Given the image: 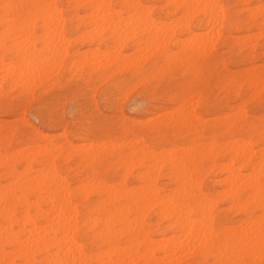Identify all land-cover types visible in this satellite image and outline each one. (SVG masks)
Listing matches in <instances>:
<instances>
[{
  "label": "bare ground",
  "instance_id": "1",
  "mask_svg": "<svg viewBox=\"0 0 264 264\" xmlns=\"http://www.w3.org/2000/svg\"><path fill=\"white\" fill-rule=\"evenodd\" d=\"M60 1L0 0V12H2V15H5L3 8L5 4L21 6L18 9H11L10 15L15 16L18 13H24L27 18L26 21L28 20L26 23L30 21L31 32L33 24L36 21L41 22L40 26L44 30L43 35H46L43 37H47L45 48L50 51H48L49 54L47 53L49 57L45 58V62L40 60L38 63V58H35L37 54L35 53L34 55L32 53L33 48L31 50V48L27 49L24 47L25 50L21 51L23 49L22 46L19 48V45L15 46L16 49L12 47L13 50L11 52L13 55L17 54L19 56L17 58L24 65V72H22V75L18 74L19 76L17 77V72L13 75L9 70L4 69L3 71L0 67V75L2 70L6 77L12 80L11 85L20 86L19 84L22 81L24 83V80H26V84L29 83L30 86V82L37 78L36 75L38 73L42 75V72L40 73L39 71L45 72V68L48 65L49 67L46 69L49 71L50 65L53 66V60L57 61L59 59L56 58L58 55H61V60L62 56L64 58L68 56V53H62L59 49L68 40L66 39L65 27L69 18L66 17L67 20L65 19L64 9L60 6ZM252 1L247 0V2ZM171 2L176 4L172 8H176L177 5L190 6L182 9L185 14L181 15V18L178 17L179 23H183L186 19L189 21L190 18L201 14L209 21V24H205V26L210 25L208 29L211 32L207 30L205 33L208 34L210 32L212 36H209V34L205 35L206 38L209 37L208 40L206 38L198 39L199 36L201 37L200 33L194 34L189 28L188 31L190 33L188 32L189 39L187 41L190 43L188 42L189 44L186 45L187 41H184L185 38H183L184 40L182 39L184 42H181V38L178 39L173 35L174 24L172 27L171 24L169 25L171 27L169 31L171 30L170 33L172 35H169V31L165 30L169 26L166 28L164 23V30L162 25H160L162 27H156L155 23L157 20L155 21L150 14L152 9L137 7L142 5L141 0H67L68 6L76 11L84 7L91 13L93 12L90 20L94 21L80 36L84 41L91 44H105L108 43V40L110 42L116 41L115 45L121 47L135 43L138 46L137 48L143 49V51L139 52V56L145 51L148 52L146 55L150 56L151 52L149 51L152 49L156 50L154 46L159 45L158 47H162L161 50L166 53L164 57L167 59L177 56L171 53L167 47L173 42L181 51L188 48V51L186 50L188 57L183 59L186 61L187 67L193 70L195 74H200L207 70L210 64L206 61L199 62L198 60L203 57V52L211 48L210 45L214 44L217 38H221V32L216 33V29L218 30L221 24L220 18L223 15L221 14L223 7L220 6V0H166V4ZM244 2L246 3V1ZM51 5L58 7H47ZM117 6H121L123 9L125 7L133 9V12L143 9L135 13L143 14L142 12H147V16L151 18V21H155L150 23V27L146 23V28L148 26L151 30L145 28V23L141 22L142 20L139 21L141 17L138 20L134 18L135 13H133L134 15L131 18L130 14L127 15L129 16L128 18H126L127 16H122L121 11L116 10ZM257 6L253 8L249 6L252 9L251 12L254 10V13H250L247 21L252 26L263 29L264 22H260V20H264V18L261 16V9L258 10ZM256 7L257 9H254ZM137 16L136 18H138ZM182 16H185L184 18L186 19L183 20ZM77 17L80 19L79 16ZM2 18L0 20L4 22L5 17ZM133 19L139 22L135 26L133 25L135 23ZM12 21L15 20L12 18ZM19 21L18 25H24L23 23L25 22L20 20V18ZM171 21L169 22L171 23ZM9 22L11 21L9 20ZM9 22L6 21L4 24L7 23L8 25ZM169 22L165 24L167 25ZM217 22H220V24L218 23L219 26ZM182 23H180V26L188 24V22H185L186 24ZM142 24H144L145 29L141 28L143 27L141 26ZM176 24L177 21L175 22ZM12 25L14 29L20 28L15 31L12 28L13 31H11L13 33L16 32V34L19 33L21 38L24 36V42L23 26L15 28V24L11 22L9 26ZM28 26L24 25L26 28ZM136 26L138 27L136 28ZM216 26L218 28L214 31ZM75 27L77 28V26ZM139 27L142 30H139ZM9 28L11 29V27ZM9 28L8 31H10ZM30 28L26 30L29 31ZM25 33L28 35V40H31L32 37L31 39L29 38L32 33L30 36L28 32ZM19 34L16 35V39ZM197 34L199 36L195 38L194 35ZM7 39L6 37L4 38V40ZM34 41L32 40V42ZM143 43L145 44L144 46L142 45ZM9 46L12 45L8 44ZM142 46L144 48L148 46L149 48L144 51ZM31 47H34V45ZM17 49L20 52H17ZM110 51L103 53L105 55L109 54L107 55L108 57L104 55L106 57L104 59V57H101L102 54L100 60L98 58V61L93 64L94 55H92L93 61L92 57H90L91 60H88V56H86L87 60L71 62L70 65L72 64V67L69 68L74 69L73 66L78 65V63L80 65L82 62L81 65L83 66L90 65L93 70L97 69L105 73L110 71L113 65L121 64L120 58L126 61L123 57L124 53H121V55L118 52V58H114L111 55V60L109 59L106 62V59L110 58ZM206 53H209V50ZM141 57H137L135 60L138 59L137 61H139ZM144 57L141 60L144 61ZM129 60L130 58L127 61L128 63L121 61L122 65L128 64L132 66L133 62L130 60L132 62L130 63ZM177 60L179 61V59ZM0 64H2L1 61ZM8 66L7 68L9 69ZM58 66L60 68L61 65L59 64ZM262 66L253 69L251 75L246 77L250 89H256V92L254 90L256 96L264 94V64ZM134 71L137 75H143L141 66L135 67ZM0 79L2 80L3 78ZM228 83V85L237 84L235 79H230ZM124 97L126 96L124 95ZM189 105L187 108L181 107L175 111H168V114L164 113L163 118L159 117L150 123H146V128L150 129L151 135L144 132L145 130H142L139 134L134 131V126H141L142 124L140 121H134L131 126L124 128L125 130L122 132V137L118 140L119 143L117 145L111 141L99 144L87 139L80 145H75L67 139L63 143L57 144L54 140L42 135L40 139L45 141L44 145H27L26 149L22 148L23 150L18 152L16 150V152L14 151L15 153L10 154L11 152L8 153L6 149V138L2 135V129L0 128V262L7 260L8 264H125L126 261H135L137 264H174L172 260L177 255L180 254L181 256L186 251L197 248L203 255L204 260L214 256L216 264H219L221 259L227 257L234 264H244V259L247 257L253 264H257L261 256V236L260 230L255 231V229H258L257 220L260 219L262 221L264 214H259L262 218L258 215V219H255L257 225L254 223L255 221L252 222L253 219L247 218V220L251 221V225L254 223L252 225L255 228L254 230L249 224L250 221L246 222L247 225L245 223V226L239 225L241 228L246 226H248L246 228H249L250 225V229L247 230L245 228V233L239 231V229L241 230L240 227L238 229L232 226L234 230L230 229V226L228 229H226L228 226L224 228L217 227L215 225L217 202H214V199L212 200L211 195L204 192L203 175L204 173L216 172L225 174V177L220 178L221 180L219 179L218 183L227 188L224 190H227L226 195L232 204L230 209L237 208L238 212L247 215L253 214L249 213L251 209L252 211H264V202H262L260 196L261 169L264 167V117L250 118L243 108H239L236 114L224 113L222 117L221 113H215L217 117L212 123L214 124L215 132H219L220 135L211 137L212 139L209 138L210 142L208 143L203 138L205 123L197 112L198 104H191L190 102ZM190 115L194 116L195 119H190ZM150 149H154V151H150ZM155 150H160V152L158 151L159 154ZM155 152L158 155H155ZM60 158H63L66 162L79 158L77 162L79 167H83V170L91 171V173H81L83 176L80 181L78 180L79 182L77 181L79 183L78 188H73L69 178L65 177L61 172L58 166ZM105 162L107 163V169L105 173H101L100 167ZM21 163L27 166L23 173L22 171L18 173L16 166ZM38 165L42 166V170L35 171V167ZM110 172L119 173L118 183H115V180L110 181L106 178ZM193 174L195 175V180H193ZM162 178H167L170 182L169 188L161 184ZM224 190L223 192L225 193ZM218 195L216 196L218 197ZM83 211H85L84 214H82ZM152 214H156L159 218L158 222H163L167 219L174 221L176 228H179L180 236L176 238L177 235L175 237H172L174 236L172 235L171 238L168 237L169 239L166 238V240L160 238L163 241L162 245L159 244L160 246H157L158 242H160L159 239L158 242L157 240L151 242V238L147 239L149 237H145V235L149 230L142 228L140 225L144 221H150ZM136 222L139 223L141 229L136 226ZM174 224L172 225L174 226ZM238 224L236 225L238 226ZM258 226H260V223ZM137 228H139V231ZM83 229H87L86 232L90 233V238L94 244L99 243L96 245L97 249L91 255L88 253L86 244H82L79 239ZM234 234H237L236 238L240 239L237 244L235 243L237 240L232 241L235 237ZM250 234H253L252 243L249 242ZM137 235L140 238L144 236V239L146 238L151 243L144 240L146 243L140 246L139 242L143 239L140 240L138 237L140 241H138V244H134ZM6 245L7 248H10L9 251H6Z\"/></svg>",
  "mask_w": 264,
  "mask_h": 264
},
{
  "label": "rangeland",
  "instance_id": "2",
  "mask_svg": "<svg viewBox=\"0 0 264 264\" xmlns=\"http://www.w3.org/2000/svg\"><path fill=\"white\" fill-rule=\"evenodd\" d=\"M244 1H246V3ZM141 3L142 5H147L150 7L152 6L151 8L149 7V10L152 9L150 11V14L152 15L155 21L156 20L158 21V23L157 21L155 23L156 27L158 26L159 28L163 26V30H164L165 29L164 25L167 28V26H169L170 24L171 27L174 24L175 28L173 27V29L175 30L174 31L172 30L173 35L178 39L181 38V42L184 40L183 38H185L184 41H187L189 39L190 31L193 32L194 34L200 33L199 35H201V37L198 34L194 35L195 38H198L196 36H199L198 39H202V38L204 39L206 38L205 35L208 34L209 36L211 35L210 34L211 30L208 29L210 25L205 26V24H209V21L205 19L201 14H198L195 17L190 18L189 21H187V19L184 18L185 16L184 17L182 16L184 18L183 20L186 19L185 21H183V23L188 22V24L184 25L182 22H180L183 24L180 26V23L178 22L179 21L178 17L181 18V15H184L185 13H183L182 9L180 8L177 7H176L177 9L172 8L174 7V5H176L174 4L175 2L166 4V0H141ZM262 5H264V0H253L252 2H247V0H220V6L223 7L221 14L223 15H221L220 18L221 24L220 22H217L218 26L220 24L219 28L218 26H216L214 28V31L216 28H218V30L216 29V33L220 31L221 38H217L214 44H212L213 46L210 45L212 49L211 48L208 49L209 53H206L208 51L206 50L205 52H203L205 56L203 55V57H200V59L198 60L199 62L206 61L207 63H209L210 64L209 68L200 74H195L193 70L187 67L186 61L184 60L186 59V57H188L187 55L188 48L181 51L180 49H178L177 46L174 45L173 42L167 45V47L169 48L171 53H174L177 56L174 58L172 56L169 59H167L166 57H164V55L166 56V53L164 52V50H161L162 47H158L159 45L154 46L156 50L151 48L152 50H154V52H152V50L149 51L151 52L150 53L151 55L149 56L146 55V53L148 52L145 51V49H148L149 47L146 46L147 48H144L143 46L145 44L143 43L142 48H144L145 53L142 52L143 55L141 54L142 56L141 57L138 54L139 52H141V50L143 51V49L137 48L138 46L135 45V43L134 44L130 43L124 47H121L119 45H115L116 41L110 42L108 40V43L105 44H100V43L91 44L84 41L83 39L80 38V36H82L81 35L82 32L88 29L91 26L92 21H94L92 19L90 20V16L93 12L91 13L84 7L77 9L76 11L68 6L67 0H61L60 6H62V8L64 9V17L66 20H67L66 17H69L67 20L68 23L66 24L65 27L66 39L68 40L67 42L65 41L66 44L63 43V47L60 44L57 45L61 46L59 47L60 51L62 53L63 52L68 53V56L65 58L62 56V60H63L62 61L60 59L61 55H58L56 57L59 58L57 60L58 62L56 60H53L54 61L52 62L53 66L50 65V67L51 68L53 67V69L49 68V71H47L46 68L49 67L48 65V67L45 68V72L47 73L43 71H39L40 73L42 72V75L38 73V75H36L37 78L33 79V82H30V86L29 83L26 84V80H24L25 81L24 83L22 81L21 84H19L20 86H16V84L11 85L12 80L10 78L9 80L8 77H6V74L3 73V71L4 69L9 70L13 75H15V73L17 72L16 73L17 77L20 74L21 75L23 74L22 72H24L23 71L24 65H22V62H20V60L17 58L19 56L17 54L13 55V53L11 52V50H13L12 47L15 48V46L17 47L18 45H19L18 48L20 46L23 47V49L21 48L22 49L21 51L25 50V48L27 49L31 48V50L33 48L34 50H32L33 51L32 53H34V55L35 53L37 54L35 55V58L36 59L38 58L37 62L38 61L40 62V60H44L42 62H45V58L47 59L49 57L48 54L50 51L46 50L47 48H45L46 47L45 40L47 37L44 38L46 35L45 36L43 35L44 30L40 26L41 22L36 21L35 24H33L32 26V32H31V28H30L31 24H29L30 21L29 23H26L28 22V20L26 21L27 18L24 13H20V14L18 13L19 16H17L18 14H16L15 16H11L9 20L13 24H15L14 25L15 28H18L19 26L22 25V24L19 25L17 24L19 18L20 20L26 23V24L23 23L24 25H29L27 28L24 27V25H22L23 31L22 30L21 31L24 33L28 32L29 36L32 33V36H30L29 38L31 39L32 37V39L28 40V35L26 33L25 34L23 33V35H25V39L23 42L24 36L21 38V35L19 33H18L19 36H17L16 39V35L18 34H16V32L14 33L12 32L14 28L13 25L9 26V24H11L9 20H7V22H9L8 25L7 23L4 24L6 20L5 21L3 20L4 22H1L0 20V33H1L0 43L2 44V45L0 44V59H1L0 61L2 63L0 64L1 65L0 67L3 70V71L1 70L0 78L4 79V80L0 79L1 80L0 81L1 83L0 84L1 87L0 88V128L2 129L1 130L2 135L6 138L5 145L8 153L11 152L10 154H12L15 153L16 150L18 152L19 150L26 149L27 145H33V146H38L39 144L44 145L45 141L41 140L40 137L34 135L35 130L41 131L45 137H49L50 139L54 140L57 144H61L65 141V139H67L70 142L74 143L75 145H80L84 143L85 139H87L88 141H94L99 144L111 141L112 143H115L117 145L119 143L118 140L122 137V132L125 130L124 128L127 126L129 127V125L131 126L134 123V121L142 122L141 126L137 125L133 127L134 131L138 132L139 134L141 133L142 130H145L144 132L150 134L149 132L150 129L146 128L147 126L146 123H150L154 119H157L159 117L163 118L164 113L168 114L169 112L178 110L181 107L187 108L190 102L191 104L193 103L198 104L197 112L199 116L202 117L203 122L205 123V126L203 128V132H204L203 138L208 143L210 142V139L220 135L219 132L218 133L215 132L214 124L212 123L214 119L217 117L215 116V113H221V117H222V114L224 113L230 112L231 114L233 113L236 114L238 113L239 108H243L250 118L257 116L264 117V94L256 96L255 95L256 89H250V86L246 81V77L251 75L253 69L263 67L262 65L264 64V38H262V36L264 35V28L261 29L259 27L252 26L247 21V18L250 15V13H254V10L251 12L252 10L251 7L253 8L254 6H257L259 10L261 9ZM257 7L254 9H257ZM116 10L121 11V15L124 17L130 14V18H131V16L134 15L133 13L140 12V10L143 9L140 10L138 9L137 11L133 12V9H128L127 7L123 9L121 6H117ZM168 12L170 13L168 14ZM136 13L135 15L136 16L138 15L137 16L138 18H136L135 15L134 18L137 20L139 19V17H142L144 15V12H142L143 14L141 13L136 14ZM77 16H79V18L82 21L78 19ZM2 17H5V15H2V12H0V18ZM124 17L123 19H125ZM128 17L129 16H127L126 18ZM12 18L15 21H12ZM174 20L175 22L177 21L176 24L177 26L175 25V22L173 23ZM206 20L208 23L206 22ZM139 21H141V18ZM169 21H171V23ZM134 22H135L133 24L134 26L135 24L139 23L136 22V20ZM167 22L169 23L166 25L165 23ZM260 22H264V20L261 19ZM19 23L21 22L19 21ZM178 23L180 27L178 26ZM147 24L148 26L150 25V23ZM143 25L144 24H142L141 26ZM8 26L11 27V29ZM75 26H77V28ZM138 26H136V28ZM144 26L146 28V23ZM144 26L141 28H144ZM148 26L146 29L149 30L150 28H148ZM7 27L9 28L10 31H8ZM171 27L169 26V28L165 30L169 31ZM24 28L26 29L30 28L29 29L30 32ZM141 28L139 30H142ZM189 28L190 31H188ZM19 29L20 28L14 29V31ZM207 30H210L209 33L207 32L208 34L205 33ZM170 32L171 30L169 31V33L168 32L166 33L170 35L171 34ZM203 32L204 34H202ZM245 35H247L248 37L247 36L245 37ZM26 36H27V40H26ZM2 37L4 38L6 37V39L7 38L8 39L4 40V38L2 39ZM18 37L20 38L18 39ZM145 37L147 38V36ZM208 38L209 37H207L206 39L208 40ZM32 40L35 41L32 42ZM188 42L189 41H187L186 45L190 43ZM8 44L12 46L8 47ZM30 45L31 46L34 45V47H31ZM177 49L180 50L179 53H177L178 52ZM175 50L176 52H174ZM105 51L106 52L110 51L109 52L110 58H107L106 62L109 61V59L111 60L112 56L114 58H118L117 56L118 52H119L118 54L124 53L123 57L124 59H126V61H123V59L121 60L120 58L119 61L121 64L117 63L113 65L112 69H110V71L105 73L102 72L101 70H97V69L93 70L90 67V65L83 66L81 65L82 62L80 63V65L78 63L79 66L77 64L75 65L76 67L73 66L74 69L69 68L72 67V64L70 65L71 62L74 63V62H80L81 60H87L86 56H88V60L89 59L91 60L90 57H92V55H94L93 57L95 59L93 61V57H92V61H93L92 64H93L94 62L98 61V58L100 60V56L103 53H106ZM17 52H20L19 49H17ZM98 53H99V57H98ZM95 54L97 55V57ZM181 54L182 56L185 57H182ZM104 55L105 54H103L101 57L103 58ZM107 55L105 56L108 57ZM95 57L97 58V60ZM106 57H104V59ZM137 57H141L139 61H137L138 59L135 60V58ZM143 57L145 58L144 61L141 60L143 59ZM127 58L128 59L130 58V60H132L133 62L132 66L128 64L122 65V62L128 61ZM177 59H179V61ZM59 60H61L62 63ZM135 61L137 62L134 63ZM59 64L61 65L60 68L58 66ZM7 66L9 67V69L7 68ZM140 66L143 68V75H137L134 71L135 67H140ZM230 79H235L237 84L228 85L229 84L228 81ZM38 80H39L38 82L39 84L37 83ZM193 80L199 83L200 85L199 88L194 92L193 91L186 92L185 84ZM9 85H11L10 87L12 89L9 87ZM148 85L151 86L150 91L146 90V86ZM239 93L240 95H238ZM124 95L126 97H124ZM160 114L162 115L160 116ZM45 117L55 118L62 124V127L47 126L45 122ZM90 117L101 118L107 121L109 123L110 130L103 135H92V136H77V135H72L66 131V129H69L70 125L78 126L82 123H86ZM150 151H154V149L152 150L150 149ZM155 151L157 153L158 151L160 152V150H155ZM157 153L155 155L159 154ZM78 159L76 158L66 162L63 158H60L58 161V166L61 172L63 173V175H65V177L67 176L69 178V180L71 181V185L73 184L72 187L75 189L79 187L78 182L81 180L83 176L81 173H91L90 170L89 171L85 169L83 170V167H79L77 163ZM26 166L27 165H25L24 163L17 165L16 166V170H18L17 172L19 173L22 171L23 173L25 171L24 169H26ZM102 166L100 167V171L101 173H105L107 169V163L106 162L103 163ZM41 167L42 166L40 165L36 166L35 171L42 170ZM118 176L119 173L110 172L109 174H107L106 178L110 181L115 180V183H118L119 181ZM223 177H225V174L218 172L206 173V174L204 173L203 175L204 192L208 195H211L212 200L214 199L213 201L217 202L216 203L217 210L215 217V225L217 227L224 228L225 226H228L226 227V229H228L230 226L231 227L230 229H233V227L239 229L240 227L239 225L245 226L246 222L250 221L251 219H253L252 222H254L256 218L258 219L259 214H264L263 213L264 211L261 210L252 211L251 209L249 213H253V214L247 215L238 212L237 208L230 209L232 204L226 195L227 190L226 191L224 190L227 188L218 183V181H220ZM161 182H162L161 184L165 185L166 187H168L170 184L167 178H164ZM223 190L225 191V193L223 192ZM216 195H218V197ZM84 213L85 211L82 212V214ZM259 216L260 218H262L261 215ZM247 218H250V220H247ZM262 219L264 220V216ZM158 220L159 218L156 216V214H152L150 221H144L145 223L142 222L141 220L140 221L142 223L139 221L141 223L140 226L142 228H146V230H149L148 233L146 234L147 236L145 235V237H149L147 239L151 238L150 239L151 242H153V240L155 241L157 240L158 242L159 239L160 242H158L157 246H160L159 244L161 245L163 244V241H161L160 238L166 240V238L168 237L171 238L172 235H174L172 237H175V235H177L176 238L180 236L181 233L179 234V228H176L174 221L167 219L163 222H158ZM258 221H260V219L257 220V224L258 225L259 223L261 224V221L259 223ZM171 223L174 224V226ZM254 223L256 224V221ZM135 224L136 226H139V223L136 222ZM236 224H238V226ZM249 224L251 225V221L249 222ZM250 225L249 228H246L248 226L242 228L240 227L241 230L239 229V231L244 232L246 229L247 230L250 229L251 228ZM256 225H254V227H256ZM258 225H257L258 229H255L252 226L253 230L254 229L255 231L260 230V226ZM137 229L139 231V228ZM86 230L85 229L82 230V233H80L79 235V239L82 241V244L84 245L86 244L88 253H90L91 255L94 252V250L97 249L96 245L99 243L94 244L92 239L90 238L91 237L90 233H87ZM235 233H236V229H235ZM234 236L235 237L232 241L237 240V242H235L237 244L239 242L238 240L240 239L236 238L237 234H234ZM138 237L139 235L135 237V239L136 238L137 239L136 242H134V244H138V241L143 239L141 240V242H139L140 246H143V244L146 243L144 241L146 240V238L144 239V236H142L143 238L139 237L140 240H138ZM150 241L149 243H151ZM7 250L9 251L10 248H7ZM189 251H186L185 253L181 254V256L180 254L177 255L176 258L172 260L173 263L174 264H216L217 263L215 261L214 256H210L209 258L204 260L203 255L197 248H195V250L191 249ZM260 257L261 259L264 258L262 256ZM260 257L258 263L261 260ZM178 259H180L181 261ZM226 259L229 258L227 257ZM18 263H20V261H18ZM232 264H234L233 261ZM244 264H253V262H251L250 259L247 257L246 259H244Z\"/></svg>",
  "mask_w": 264,
  "mask_h": 264
},
{
  "label": "snow or ice",
  "instance_id": "3",
  "mask_svg": "<svg viewBox=\"0 0 264 264\" xmlns=\"http://www.w3.org/2000/svg\"><path fill=\"white\" fill-rule=\"evenodd\" d=\"M20 5H13V4H5L3 5V8L5 10V20H9L11 18L10 15V10L11 9H18L20 8ZM47 7H58L55 5L47 6ZM137 7L139 8H149L150 6L147 5H138ZM177 8L184 9L187 7H190L189 5H177ZM261 16L264 18V5L261 7ZM142 22L144 23H151V18L147 16V12L144 13V15L141 17ZM264 38V37H262ZM202 79V78H201ZM199 83L195 80L188 82L185 84V91H195L199 88ZM151 86L148 85L146 86V90L150 91ZM190 119H195L194 116L190 115ZM45 122L46 125L49 127H62V124L56 120L55 118H48L45 117ZM110 130L109 123L101 118H96V117H90L86 123H82L80 125H70L69 129H66L67 132H69L72 135H77V136H92V135H103L107 133ZM34 135L37 137H40L43 135V133L39 130L34 131ZM262 172V179H261V189H260V196L262 202H264V167L261 169ZM193 180H195V175L193 174ZM252 235L250 234L249 237V242L252 243ZM260 254L262 257H264V220L261 221L260 224ZM6 250H7V245H6ZM0 264H8V261H2ZM125 264H137L135 261L131 262H125ZM219 264H232V261L229 259H221L219 261ZM259 264H264V258H262L259 262Z\"/></svg>",
  "mask_w": 264,
  "mask_h": 264
}]
</instances>
